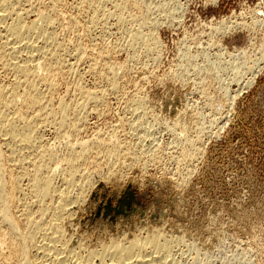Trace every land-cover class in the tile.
<instances>
[{"label":"rangeland","instance_id":"1","mask_svg":"<svg viewBox=\"0 0 264 264\" xmlns=\"http://www.w3.org/2000/svg\"><path fill=\"white\" fill-rule=\"evenodd\" d=\"M63 1L69 0L57 5ZM148 1L150 5L162 2L163 12L157 14L159 21L153 30L158 55L142 66L132 63L126 51L111 54L122 81L115 91L86 70L88 63L96 62L93 71H99L93 45L97 39L80 25L61 33L69 45L79 47L80 58L56 77L53 102L70 104L79 98L80 88H102L99 116L87 115L81 136L91 139L114 133L123 139L119 124L128 117L124 105L140 88L149 109L145 121L150 125L154 116L159 119L161 125L153 128L154 136L168 161L164 168L122 170L112 179L97 182L87 193L90 205L76 213L71 233L76 240L82 235L87 241L104 244L109 236L122 234L125 226L163 224L182 234L175 240V264H264V61L253 62L264 51V0ZM29 3L42 8L47 0ZM134 9L139 20L144 8L136 5ZM61 22L69 24L66 15ZM117 36L112 30L102 40L107 51ZM185 52L193 56L194 69L184 58ZM236 60L252 67L253 76L250 69L242 68L238 83L232 69ZM211 105H216L219 114ZM186 116L199 119L201 125L203 121L205 130L200 153L184 185L176 189L170 181L174 163L169 156L179 146L168 128L175 125L179 132ZM51 136L52 131L44 135ZM0 231V264H16L19 248L4 227ZM135 234L141 236L140 231Z\"/></svg>","mask_w":264,"mask_h":264},{"label":"bare ground","instance_id":"2","mask_svg":"<svg viewBox=\"0 0 264 264\" xmlns=\"http://www.w3.org/2000/svg\"><path fill=\"white\" fill-rule=\"evenodd\" d=\"M29 1L0 0V228H5L19 248L16 264H175V240L182 237L176 227L131 224L122 234L109 236L104 244L77 234L76 240L71 233L76 213L90 205L87 193L97 182L112 179L118 171L139 168L145 172L148 167L165 165V151L154 136L159 119L154 116L155 121L147 125L145 114L149 109L140 88L124 105L128 117L119 124L123 139L114 133L91 139L81 136L87 115L99 116L102 88L82 87L79 98L70 104L55 103L52 97L56 77L80 58L79 47L69 45L61 37L62 32L80 25L89 37L97 39L93 45L100 60L99 71H93L96 62L88 63L86 70L115 91L122 81L115 73L117 64L111 54L126 51L132 63L142 66L158 55L153 30L159 21L157 14L163 12L162 2L150 5L148 0H69L59 6L61 0H47L40 8ZM136 5L144 8L139 20L134 15ZM31 13H35L34 18L28 20ZM64 15L69 20L67 26L61 22ZM112 30L118 36L107 51L102 40ZM183 56L194 69L193 56L186 52ZM259 60L264 61L263 50L254 64ZM233 62L238 83L242 68L250 69L253 76L252 67ZM215 108V114H219ZM193 119L186 116L179 132L175 125L168 128L179 146V151L169 156L174 163L170 181L176 189L184 185L200 153L205 129L203 121L201 125L199 119ZM50 131L53 136L45 138Z\"/></svg>","mask_w":264,"mask_h":264}]
</instances>
